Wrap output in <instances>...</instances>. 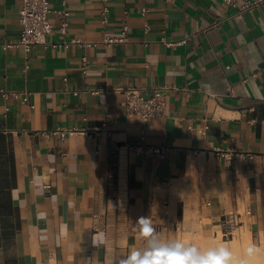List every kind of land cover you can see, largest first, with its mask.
Instances as JSON below:
<instances>
[{
  "label": "crops",
  "instance_id": "crops-1",
  "mask_svg": "<svg viewBox=\"0 0 264 264\" xmlns=\"http://www.w3.org/2000/svg\"><path fill=\"white\" fill-rule=\"evenodd\" d=\"M65 1L68 36L27 52L6 47L22 0H0V264H119L153 229L222 236L230 213L264 242V4L108 0L104 24L102 0ZM71 38L93 45L53 46ZM126 88H167L165 114L130 116Z\"/></svg>",
  "mask_w": 264,
  "mask_h": 264
},
{
  "label": "built area",
  "instance_id": "built-area-1",
  "mask_svg": "<svg viewBox=\"0 0 264 264\" xmlns=\"http://www.w3.org/2000/svg\"><path fill=\"white\" fill-rule=\"evenodd\" d=\"M103 7L101 10L102 23L107 24L109 22L110 8L108 6V0H102ZM230 5H238L239 11L237 14H241L244 11H251L254 7L264 4V0L257 1H245L240 5V0H224ZM63 4L66 5V1L63 0ZM148 10L144 8L143 13ZM52 13H58L60 15L59 24H55L51 21L50 15ZM70 12L66 7L61 10L54 11L50 6V0H22V6L20 9V39L16 43L6 44V47L22 46L27 52L37 44H47L48 36L57 28L63 36L69 34V22ZM128 25L124 26V30L121 36H107L104 43L111 45L114 42H123L127 38ZM71 44H77L79 46H92L90 42H86L81 38H71L64 42L53 43V46L69 47ZM84 72L89 67L88 58L83 57ZM256 75V74H255ZM126 94L125 107L130 116H138L144 123L149 120L163 116L167 108V88H154L153 94L146 96L141 89L138 88H126L123 89ZM78 93V92H76ZM5 97L15 96L19 97V92H3ZM29 94L23 97L24 102H29ZM205 129V128H204ZM202 130V134L205 135L206 131ZM145 132V128H143ZM48 135L59 134L61 138L65 136L64 130H55L51 132H45ZM141 153L145 156H158L160 158L169 155L170 147L166 145H143L141 147ZM237 224L236 215L233 213L226 214L223 217L222 227L224 229L222 237L229 238L234 234V229Z\"/></svg>",
  "mask_w": 264,
  "mask_h": 264
},
{
  "label": "clouds",
  "instance_id": "clouds-1",
  "mask_svg": "<svg viewBox=\"0 0 264 264\" xmlns=\"http://www.w3.org/2000/svg\"><path fill=\"white\" fill-rule=\"evenodd\" d=\"M147 219L137 221L138 230H143L139 226ZM144 239V248L130 251L119 264H232L231 252L224 246L202 252L195 245L161 239L154 229Z\"/></svg>",
  "mask_w": 264,
  "mask_h": 264
},
{
  "label": "rangeland",
  "instance_id": "rangeland-1",
  "mask_svg": "<svg viewBox=\"0 0 264 264\" xmlns=\"http://www.w3.org/2000/svg\"><path fill=\"white\" fill-rule=\"evenodd\" d=\"M197 246L202 252L218 246L227 247L232 256V264H264V242L252 238L245 231H234L229 238L205 232H178L174 240Z\"/></svg>",
  "mask_w": 264,
  "mask_h": 264
},
{
  "label": "bare ground",
  "instance_id": "bare-ground-1",
  "mask_svg": "<svg viewBox=\"0 0 264 264\" xmlns=\"http://www.w3.org/2000/svg\"><path fill=\"white\" fill-rule=\"evenodd\" d=\"M239 264H241V263H239Z\"/></svg>",
  "mask_w": 264,
  "mask_h": 264
}]
</instances>
